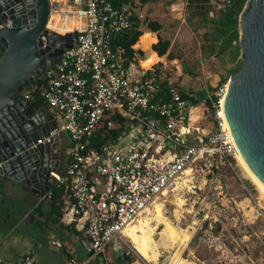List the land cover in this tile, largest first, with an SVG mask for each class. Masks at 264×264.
<instances>
[{
    "label": "built area",
    "instance_id": "1",
    "mask_svg": "<svg viewBox=\"0 0 264 264\" xmlns=\"http://www.w3.org/2000/svg\"><path fill=\"white\" fill-rule=\"evenodd\" d=\"M50 1L63 2L55 9L51 5V13L80 17L83 25L67 31L78 30L74 45L39 81V97L59 119L54 132L62 138L66 131L70 141L65 166L31 211L59 190L62 221L79 232L88 254L83 262L71 258L66 264H89L109 258L107 250L126 237V227L180 182L194 162L211 156L215 167L236 164L237 146L224 110L229 79L208 94L211 107L192 105L182 97L189 92L166 71L141 68L123 48L113 47L114 38L133 25L129 3ZM231 1L210 3L219 10ZM10 24L4 20L0 29ZM165 88L168 100L162 95ZM35 91L31 87L24 93L35 98ZM200 107L210 117L209 130L203 115L193 119ZM0 264L40 263L29 253L16 260L0 255Z\"/></svg>",
    "mask_w": 264,
    "mask_h": 264
},
{
    "label": "rangeland",
    "instance_id": "2",
    "mask_svg": "<svg viewBox=\"0 0 264 264\" xmlns=\"http://www.w3.org/2000/svg\"><path fill=\"white\" fill-rule=\"evenodd\" d=\"M51 5L55 9L63 2L59 4L54 1ZM207 7L209 13L206 15L204 11ZM207 7L200 9L195 4L189 6L188 30L181 32L169 49L170 54L177 58L167 60L164 57L162 60L171 61L166 64L167 76L176 79L184 90L216 87L224 79H229L231 69L241 60V56L232 59L230 49L221 53L217 47L218 52L211 51V42L218 31L209 18H218L220 11L213 9L210 0ZM201 10L204 13H198ZM215 42L220 44L219 40ZM178 64L181 70L176 66ZM202 108H197L195 113L203 115ZM203 118L202 122L209 130L210 117L203 115ZM61 137L62 154L65 156L70 139L66 131L61 132ZM188 170L189 173L186 172L180 182L172 185L140 217H153L151 223L156 224L154 238L158 240L163 224L154 219L155 206H161L163 216L174 226L177 236L167 238L165 245H168L160 249L157 264H182L183 261L195 264H264V194L250 179L239 160L233 167H215L212 157L208 156L194 162ZM55 224L46 227L53 232L55 226L66 225L64 222ZM39 225L40 222H17L13 234L0 247V255L16 260L26 251L34 249L42 264H66L67 248L74 259L81 262L87 259L86 248L75 234L69 243L62 246L52 245L54 236L51 235L48 243L43 240L35 242ZM67 234L70 236L71 232ZM61 235L55 234V239L60 243L65 241ZM34 243L36 246H33ZM113 245L107 250L109 258H97L94 264H153L141 258L127 236L119 240L116 247ZM126 255L130 259H125Z\"/></svg>",
    "mask_w": 264,
    "mask_h": 264
},
{
    "label": "water",
    "instance_id": "3",
    "mask_svg": "<svg viewBox=\"0 0 264 264\" xmlns=\"http://www.w3.org/2000/svg\"><path fill=\"white\" fill-rule=\"evenodd\" d=\"M51 11L50 0H0V22L11 20L0 29V188L28 186L37 202L60 165L59 119L24 91L45 77L78 34L51 31ZM239 33L242 62L229 77L225 120L238 154L264 183V0L246 1Z\"/></svg>",
    "mask_w": 264,
    "mask_h": 264
},
{
    "label": "crops",
    "instance_id": "4",
    "mask_svg": "<svg viewBox=\"0 0 264 264\" xmlns=\"http://www.w3.org/2000/svg\"><path fill=\"white\" fill-rule=\"evenodd\" d=\"M129 4L133 8L134 23L138 24V28L142 32L136 43L132 45L135 52H134V56L129 60L134 62L137 66L141 68H145L142 65V61L147 58L148 54L154 52L158 55L159 60L153 63L149 68L159 67L164 71H167L166 64H168V62H171L167 60L168 59L172 60L177 58L173 54H170L169 51L170 46L175 40V38H177L180 34H182L181 32L188 30L189 27L188 24V16L190 15L189 1L188 0H146L145 2H142L141 0H130ZM191 4L196 5V3H191ZM150 21L158 22L161 25L160 28L157 30H153L148 25ZM142 35H148L149 38L152 39L150 43L151 48L147 49L144 44L141 45L139 39ZM159 37L163 38L164 40L167 39L170 41V46L167 52L163 55H159L158 52L153 48V45L158 42ZM164 57H166L167 59L165 62L162 61ZM176 66L179 68V70H181L179 64ZM149 68H145V69H149ZM187 91L189 92V90ZM34 99L36 100V98ZM42 104H44V102ZM14 185L19 187L21 190L12 191L9 187L0 188V247L3 246L7 237L13 234V229L17 224V222L26 221L24 215L27 212H30L29 215L31 216L30 221H28V223L31 224L32 222H40L39 225L40 227H38L39 229L36 228V231H38L40 234L38 235V232L36 233V236L34 237L35 242H38L39 240H43L44 243H48L47 239L51 235L54 236V238L51 241L52 245L62 246L63 244L65 245L66 243H69L72 240L74 233H71L72 236L71 235L66 236L68 235L67 232L69 230L68 231L64 230L63 227L61 226H59L58 228L57 226H55L56 225L55 222H63L62 209H61V215L58 217L57 212H55L51 208L52 205V199H51L41 202L38 205L37 209L35 208V210L31 211L33 206H35L37 203V196L30 191L28 186L17 185V184ZM52 224H55L54 225L55 228L53 232L46 227V226H53ZM65 226H67L69 229L72 228L67 224ZM56 233L60 235L62 233L64 234L61 236H64L65 243L64 242L60 243V241L55 239ZM79 235L75 234L76 238H79ZM25 241L26 240H24V242ZM33 246H36V244L34 243ZM65 251L68 253L67 254L68 260L71 258H75L73 253L69 252L67 248ZM29 253L35 254L34 249L26 251V253L23 255ZM21 256H19L18 258H20ZM11 260H15V259H11ZM39 263L42 264L40 261Z\"/></svg>",
    "mask_w": 264,
    "mask_h": 264
},
{
    "label": "trees",
    "instance_id": "5",
    "mask_svg": "<svg viewBox=\"0 0 264 264\" xmlns=\"http://www.w3.org/2000/svg\"><path fill=\"white\" fill-rule=\"evenodd\" d=\"M114 5L119 6L123 3H130V0H110ZM142 2H145L146 0H141ZM190 5L191 3H196V6L200 9L207 7V2L209 0H188ZM247 0H232L231 3H229L226 7L219 9L220 15L218 18L211 17L209 18V21L214 24V29L218 31V34L214 36V40L211 42V51L218 52L217 47L219 49V52H224L227 49H230L232 59H236L240 56V47H239V16L241 11L243 10L245 3ZM207 15L209 13V8L204 11ZM198 12V13H204ZM133 25L132 27L127 30L126 32H123L122 34H118L114 40H113V47H121L125 50V53L128 57V59H131L134 56V48L132 45L136 43L139 36L141 35V31L138 28V24L134 23V13H133ZM148 25L153 29L157 30L160 28V24L156 21H150ZM216 40L220 41V44H216ZM170 46V41L167 39H163L159 37V40L156 44L153 45V48L158 52L159 55H163L167 52L168 48ZM240 63L236 66H234L231 69V73L238 70L241 65ZM227 79H224L221 83L225 82ZM220 83V84H221ZM41 84L38 83L32 87L36 88L35 91V98L38 102L43 103V100L39 97L38 94V86ZM31 88V87H30ZM209 90L214 92L216 90V87L210 86L208 88H202L197 91L189 90V94L186 92H182V97L187 99L190 104L192 105H199L200 103L204 102L205 105L208 107H211V99L209 97ZM211 92V93H212ZM163 98L168 100L169 94L167 93V89L165 88L164 93L162 94ZM61 192L57 189H54V195L52 198V205L51 208L57 212V216L59 217L61 215V207H62V201L60 200ZM38 206L36 207V209ZM35 210V209H34ZM64 230H69V232L79 235V232L74 228H68L67 226L63 227ZM125 259H130L129 256H124ZM95 262V261H94ZM94 262H90L89 264H94Z\"/></svg>",
    "mask_w": 264,
    "mask_h": 264
},
{
    "label": "bare ground",
    "instance_id": "6",
    "mask_svg": "<svg viewBox=\"0 0 264 264\" xmlns=\"http://www.w3.org/2000/svg\"><path fill=\"white\" fill-rule=\"evenodd\" d=\"M48 24L50 27L55 28L61 32H67L72 29L80 28L83 25V20L80 17H76V16L67 15L65 17L64 14H59L53 11L51 13L50 21ZM139 40L141 45L144 44L147 49L151 48L150 43L152 39H150L148 35H142ZM158 58L159 57L156 53L151 52L150 54H148L147 58L142 61V65L145 68H149L153 63L159 60ZM195 110L196 109H194L192 115L194 120L196 118ZM236 156L239 162L241 163V165L243 166V168L249 174L250 179L264 194V183L262 182V180L252 174L251 168L248 166L242 154H238L237 151ZM187 173H189V170H187ZM154 219L156 220V222L163 224V227L159 231L160 233L159 240L154 238L156 224L153 225L151 223L153 217H143L140 218L136 224L128 225L125 229V235L133 243L136 251L141 256V258H143L148 263L157 264L161 253L160 249L164 247V245L166 244V241L168 240L167 238H170L171 236L176 237L177 235L175 236L174 226L172 225L171 221H169L167 218H165V216H163L161 206L159 205L155 206ZM182 264H195V263L183 261Z\"/></svg>",
    "mask_w": 264,
    "mask_h": 264
},
{
    "label": "flooded vegetation",
    "instance_id": "7",
    "mask_svg": "<svg viewBox=\"0 0 264 264\" xmlns=\"http://www.w3.org/2000/svg\"><path fill=\"white\" fill-rule=\"evenodd\" d=\"M62 144H63V139L61 138V158H60V165H59L58 170L51 171V174H52V182H53V179H54L55 175L65 166V164H66V162L64 163L65 158H66V161H67V148H68V146L65 148V156H66L65 157L62 154ZM51 185H52V183H51Z\"/></svg>",
    "mask_w": 264,
    "mask_h": 264
}]
</instances>
